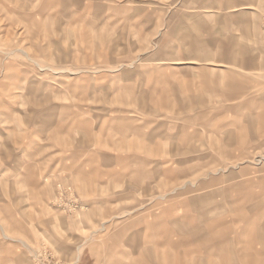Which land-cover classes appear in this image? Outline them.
Listing matches in <instances>:
<instances>
[{
  "label": "rangeland",
  "instance_id": "1",
  "mask_svg": "<svg viewBox=\"0 0 264 264\" xmlns=\"http://www.w3.org/2000/svg\"><path fill=\"white\" fill-rule=\"evenodd\" d=\"M116 254L264 264V0H0V264Z\"/></svg>",
  "mask_w": 264,
  "mask_h": 264
},
{
  "label": "crops",
  "instance_id": "2",
  "mask_svg": "<svg viewBox=\"0 0 264 264\" xmlns=\"http://www.w3.org/2000/svg\"><path fill=\"white\" fill-rule=\"evenodd\" d=\"M103 133H104V131H102ZM106 133V132H105ZM106 135H108V134H106ZM114 137V136H113ZM87 140L89 141V139L87 138ZM99 138L98 137H96V139H95V141H94V143L96 144V145H98V143H99ZM107 141H109L110 143H112L111 144V147L109 148V149H107L106 151H100L101 152V155L99 156L98 154L97 155H95V157L98 159V161H100L101 162V164H99V166H100V168L102 169V171L104 170V172L106 173L108 170H110L111 172H113L114 171V165H117V157H115V155H114V153L113 152H110V150H113V147H114V141L113 140H110V138H107L106 140H105V142L107 143ZM113 141V142H112ZM104 141H102V143H103ZM240 145H243V143L241 142L240 143ZM138 148V147H137ZM126 149H128V150H132V147H129V148H126ZM98 152V151H97ZM94 157V158H95ZM91 161V160H90ZM96 163H98V162H96ZM226 180V179H225ZM228 190H223V191H221L222 193H226ZM212 195V194H211ZM210 197V196H209ZM204 204V203H203ZM188 205H192V206H195V207H197V206H199V208L201 207V203L200 204H197V203H194V202H190V203H188ZM209 206H211V204L209 203ZM212 206H215L214 205V202H212ZM241 217L242 218H239V221L242 223V222H245V215H241ZM235 220H237V219H235ZM165 225H167V223L166 224H162V227L163 226H165ZM172 225H173V227L174 228H176V229H178L179 231H180V229H182V228H184V225L179 221V220H176V219H174L173 221H172ZM121 232H123L122 230H120L118 233H121ZM181 232V231H180ZM180 235V237L182 238V240H181V242H180V244H176V245H174V244H172L171 243V245H172V247L171 248H176V249H178L179 247H181V246H186V245H184V243H189L191 246H199V252L201 253V254H210L211 256L213 255V254H217V252H219V253H222L223 255L224 254H228V253H230V250H231V248L233 247L234 248V244L237 242V238H239V234H236L235 232H232L231 234L230 233H228V232H224V233H222V234H216L215 236H211V237H213V238H210V239H206V240H202L201 242H199V241H191L190 239H184L183 238V236L184 235H186V234H183V233H180L179 234ZM183 235V236H182ZM190 235H192V238H196L197 236H198V232H193V233H191ZM232 236L233 235V237H235V238H233V240H232V243L230 242V238H229V236ZM117 237V236H116ZM121 244H124L123 245V248H125V249H129V248H132V246H133V244L130 242V241H127L125 238H124V236H122L121 234H118V237H117V239H116V241H115V246H116V248L117 247H119V246H121ZM167 245H169V244H167ZM133 248H135V247H133ZM235 249V248H234ZM179 253H182V252H180L179 250H177ZM231 254L233 255V252H232V250H231ZM133 257H137L135 254H133L132 255ZM121 257H122V255L121 256H118L117 254H116V258H114V264H121L122 263V261H121ZM124 257V256H123ZM130 257V256H129ZM179 258V256H174L173 257V259H178ZM227 258V257H226ZM239 258H240V256H238V252H237V255H236V257L235 258H233V256H232V259L233 260H236L237 262L239 261ZM242 259V258H241ZM240 259V260H241ZM118 260V261H117ZM137 264H144V262L143 261H139ZM196 264V263H195Z\"/></svg>",
  "mask_w": 264,
  "mask_h": 264
},
{
  "label": "bare ground",
  "instance_id": "3",
  "mask_svg": "<svg viewBox=\"0 0 264 264\" xmlns=\"http://www.w3.org/2000/svg\"><path fill=\"white\" fill-rule=\"evenodd\" d=\"M132 67V66H131ZM22 237V236H21Z\"/></svg>",
  "mask_w": 264,
  "mask_h": 264
}]
</instances>
